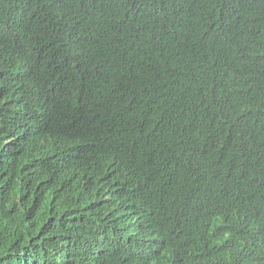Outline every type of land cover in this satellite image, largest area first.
Wrapping results in <instances>:
<instances>
[{
	"label": "trees",
	"instance_id": "obj_1",
	"mask_svg": "<svg viewBox=\"0 0 264 264\" xmlns=\"http://www.w3.org/2000/svg\"><path fill=\"white\" fill-rule=\"evenodd\" d=\"M0 264H264V0H0Z\"/></svg>",
	"mask_w": 264,
	"mask_h": 264
}]
</instances>
